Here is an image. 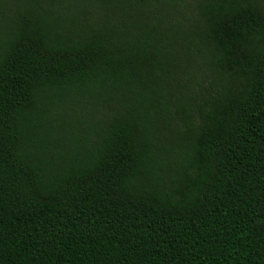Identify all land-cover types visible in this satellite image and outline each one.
<instances>
[{"label":"trees","instance_id":"1","mask_svg":"<svg viewBox=\"0 0 264 264\" xmlns=\"http://www.w3.org/2000/svg\"><path fill=\"white\" fill-rule=\"evenodd\" d=\"M0 264H264V0H0Z\"/></svg>","mask_w":264,"mask_h":264}]
</instances>
